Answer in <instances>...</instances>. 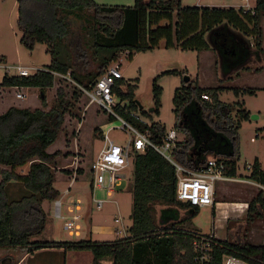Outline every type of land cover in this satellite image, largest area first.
Returning <instances> with one entry per match:
<instances>
[{
  "label": "trees",
  "instance_id": "16d2710c",
  "mask_svg": "<svg viewBox=\"0 0 264 264\" xmlns=\"http://www.w3.org/2000/svg\"><path fill=\"white\" fill-rule=\"evenodd\" d=\"M263 15L264 0H255L251 11L187 6L181 0H134L131 6L99 4L94 0H18L19 42L28 49L38 42L47 44L51 61L45 69L29 75L5 71L0 81L3 87L38 88L42 105L32 110L11 106L0 114V165L9 167L0 170V248H25L27 252L60 248L69 255L87 251L89 264H107L106 261L108 264H199L194 260V232L186 227L199 208L177 199L173 165L150 147L143 152H131L132 210L128 236L103 241L33 240L43 232L47 221L42 203L59 196L53 185V166L60 151L48 152L47 148L57 139L69 107L62 89L57 88L56 101L46 109L44 91L54 85L55 74H68L78 87L90 89L120 52L128 51L131 59L134 52L159 45L201 51L212 49L213 42L220 53L217 68L221 71V63L226 64L229 54L218 46L216 37L227 29L237 32L245 41L248 39L251 47L245 51L243 45L241 53L236 50L234 62L227 64L223 73L228 75L233 68H245L249 57L255 58L254 69L259 71L263 66L260 26ZM134 87L123 78L116 81L113 94L118 101L114 112L159 144L166 127L152 116L159 114L161 87L153 84V105L149 110L139 108ZM225 89L232 90L235 97L255 93L250 87H200L196 80L175 88L172 97L175 126L180 128L184 139L177 142L174 159L196 169L214 157L223 161L228 177H236L238 129L250 112L240 101L222 102L218 93ZM122 102L126 103L122 105ZM108 119L117 118L109 115ZM27 163L26 174L16 173L17 168ZM248 177L264 186V169L258 159H254ZM11 180L20 182L26 193L10 198L6 187ZM157 205L163 207L158 217L154 214ZM262 210L264 198L259 191L247 205V221L253 220L254 215L262 216ZM213 240L209 258L202 264H222L226 254L264 264V243L252 244L244 239L229 242L215 237ZM4 264H10V259Z\"/></svg>",
  "mask_w": 264,
  "mask_h": 264
},
{
  "label": "rangeland",
  "instance_id": "374dc122",
  "mask_svg": "<svg viewBox=\"0 0 264 264\" xmlns=\"http://www.w3.org/2000/svg\"><path fill=\"white\" fill-rule=\"evenodd\" d=\"M94 1L99 4L107 5L131 6L134 4V0ZM182 1L189 5L199 2L205 4H218L219 6L232 4L240 5L245 3L243 0H181V2ZM253 1L254 0H250V3L253 4ZM17 18L18 0H0V81L2 75L6 71V65H21L27 68L29 74H33L39 69H45L46 65L51 61L50 53L47 51V44L38 42L34 44L32 49H28L19 42L21 33L17 26ZM208 40H213L211 39V35ZM241 48L242 47L238 48V53H241L242 50L246 51L248 46L246 44L242 50ZM200 52L201 51L196 50L184 51L179 47L166 48L159 45L153 49L134 52L130 59L127 55L128 51H122L118 54L117 60L109 64V67L118 65L123 80L135 86V99L139 101L144 110H149L153 105V84L155 83L157 86L161 87L159 95V114L153 115V120L161 122L167 129H176L179 140L184 139V134L179 127L174 126L176 119L173 111L174 106L172 97L175 88L180 86L181 83H184L185 75L189 76V80H195V78L199 79L201 85H232L251 87L254 89L255 93H245L242 95L245 108L250 111V114L247 120L241 122L240 128L238 129V138L236 142L238 161L237 175L234 177L235 180L215 181L214 183V191L217 192L218 199L222 202L226 201L230 203L228 206L218 207L215 213H213L212 206L199 208L198 213L191 218L190 225H186V227L190 232L212 234L215 238L226 237L225 239L229 242H233L236 239L240 240L241 238L238 237L241 235L239 234L243 232L244 238H247L245 234L249 230V238L246 242L263 244L264 210H262V216L256 217L254 215V219L251 221H247L246 219V210L248 203L259 191L262 192V197L264 198V188L260 187L255 181L248 177L250 170L247 169V166H252L254 159H258L261 167L264 169V67L259 71L253 69L245 71L233 82L223 81L220 77L218 79L215 65L213 60L208 56V53ZM251 53L257 55L256 52ZM215 55L216 59L218 58L219 60L218 56H220V53L218 50ZM226 57L229 59H226V64H224L223 61L221 63L222 73L227 71L225 68L228 66L227 64L234 60L232 59L233 56ZM261 59L264 61V54H262ZM257 61L259 62L258 56ZM251 67L255 68L256 65L251 64ZM167 70H174V73H164ZM9 73L16 74V71L11 69ZM16 88L17 87L7 91L8 93L5 98L8 102H16L20 105L28 106L31 110L41 107L39 89ZM57 88L62 89L64 99L69 102V107L64 116L63 129L59 132L55 142L49 146L48 152H53L55 150H61L63 152L70 151L63 157H74L78 160L84 156L81 151V149H83L84 153L87 155L84 165L90 168L91 162L89 165L87 160L95 157L100 149L107 144V141L100 137L102 131H100L99 127L103 129L110 128L107 132L109 139L119 144H125L134 137V134L128 129L121 128L122 123L118 118L114 121H110L108 119L109 114L100 109L95 102H91L84 91L76 85L68 74L65 76L55 74L54 85L44 91L47 101L46 109L56 101ZM225 90L226 91L223 90L218 93L219 99L222 102L233 100L234 95L232 90ZM17 92L23 93L22 98L16 97ZM114 99L118 101L116 96H114ZM124 103L126 102H122L121 104L123 105ZM251 115L255 117L251 118ZM145 119L149 121L148 118ZM78 121H81L79 125L77 124ZM95 129L96 131L94 133ZM70 143L72 144L70 145ZM28 168L29 165L25 164L15 171L22 175L27 173ZM2 169H9V167L0 165V170ZM132 171L133 164L131 162L125 169L126 177L120 182V184L123 182L121 187H114L115 191L110 196L106 195L105 189L97 190L94 193L95 198L104 200V203L102 208L95 212L100 218L95 223L97 226L99 225L101 227H98L99 230L97 232L92 233V239H115L116 234L104 230V227L109 228L112 226L125 230L127 226L131 225ZM90 177L91 172L88 170L75 186L72 187L71 195L80 196L83 198L82 200L87 199L88 203L95 207L91 200L92 198L89 196ZM105 178L107 180V176H105ZM64 180L63 178H59L57 181V184L61 188L67 185ZM6 188L9 197L13 199L19 198L26 193L22 184L15 180H11ZM67 198L68 197L56 198L44 202V208L48 212L47 225H45L40 235L33 237V240L78 241L85 238L87 226L83 222V227L81 228V215L78 211H75L69 216L65 215V203L68 201ZM58 200L61 203L59 211L63 217L55 216L54 208ZM89 200L91 201L89 202ZM238 203L243 204V208H239ZM215 204L216 202H214V205ZM162 208V206H156L154 213L156 217H158ZM222 208L226 209L227 212H224ZM76 209L79 208L76 207ZM242 212L244 214L243 217L240 215ZM73 215H78L75 224L79 226V228L71 232L74 228L68 230L64 227V224L66 221L71 220ZM114 218H118L119 221L116 222ZM123 233L124 231L122 234ZM9 259L10 264H89L90 254L87 251H83L74 252L69 255V253H64L63 250L59 251L58 248H43L31 252H27L25 248H0V264L6 263ZM106 263L108 264L109 262L106 261Z\"/></svg>",
  "mask_w": 264,
  "mask_h": 264
},
{
  "label": "built area",
  "instance_id": "2783aa9c",
  "mask_svg": "<svg viewBox=\"0 0 264 264\" xmlns=\"http://www.w3.org/2000/svg\"><path fill=\"white\" fill-rule=\"evenodd\" d=\"M252 8H244V10L251 11ZM5 68L7 72L11 69L15 70L17 75H29L27 68L21 65H6ZM122 78L118 65L108 66L90 89L81 88L91 102H95L104 112L118 118L122 123L121 128H126L134 134V137L125 144L114 142L105 135L107 144L100 150L90 166L92 172L90 186L94 206L100 209L104 203V200L95 198L94 193L96 190L108 189V187L114 188L118 185L126 177L121 170L129 165L130 153L134 150L143 152L148 147L157 151L173 165L177 178L176 197L178 200L197 208L213 206L215 181L235 180L234 177H228L225 174L223 161L210 157L196 169L186 167L174 159V151L178 142L177 132L174 128L167 129L162 141L158 144L152 142L147 133L138 131L134 126L120 119L114 112V106L117 101L114 99L113 87L116 81ZM22 96V92H17V98H22ZM203 98L208 99L206 95H203ZM247 169L251 170V166H247ZM105 176H107V180ZM258 185L264 188V186ZM60 204V201L55 203V216L57 217H63L59 211ZM242 205L240 204L239 208H243ZM77 219L78 215H73L71 220L66 221L64 227L68 230L74 228L71 232L78 230L79 226L75 224ZM114 220L116 222L119 221L118 218ZM193 238V248L196 253L194 260L202 264L204 260L207 261L209 258L211 244L215 243L214 237L212 234L194 232ZM222 264L253 263L234 255L226 254L222 257Z\"/></svg>",
  "mask_w": 264,
  "mask_h": 264
},
{
  "label": "crops",
  "instance_id": "0c3cea01",
  "mask_svg": "<svg viewBox=\"0 0 264 264\" xmlns=\"http://www.w3.org/2000/svg\"><path fill=\"white\" fill-rule=\"evenodd\" d=\"M245 3L243 4H240V5H218V4H205V3H191L190 5L188 3H184L182 1V4L183 5H187V6H212V5H216L217 7H234V8H252L255 6V0L253 1V4L250 3V0H243ZM264 16V15H263ZM263 16L261 17V20H260V26L262 28V45L264 46V24H263ZM233 31V30H232ZM237 32H231V30H223L222 33H220V36H217V44L219 47H221L224 52L226 54H229V56H235V53H236V50H238V48L242 47L243 45H246V41L244 39H242L243 36H238L236 34ZM239 34V33H238ZM241 35V34H240ZM244 38V37H243ZM248 40V39H246ZM262 46V48H263ZM211 48L212 49H208V50H201L200 53L202 52H207L208 53V56L213 60V63L215 65V69H216V75L218 76V79L220 77L221 78H226V76H229L228 79H223V81H230V82H233L235 81V79H237L238 77H240V75L242 73H244L245 71H250L251 69L255 70L253 67H251V64L253 65H256V61H255V58L253 57H249V59L246 61V64H245V68H233V71H231L230 74H224L222 73L218 68H217V62L219 61L218 58L216 59V44L212 42V45H211ZM264 50V49H263ZM264 54V52H263ZM241 56V55H240ZM232 58V59H233ZM229 59V58H227ZM234 62V60H233ZM233 62H230L231 64ZM257 66V65H256ZM264 67V61H263V66L262 68ZM256 68V67H255ZM168 71V70H167ZM3 76V75H2ZM215 78V77H214ZM194 80V79H193ZM195 80L197 81L198 85L200 87H217V86H222V87H226V88H233V87H236V88H241V86H232V85H214V86H206V85H201V82L199 81V79L195 78ZM225 84V83H224ZM15 87L13 86H10V87H3V86H0V114L5 112L9 107L11 106H14V107H19V108H29L31 109L30 107L28 106H23V105H20L16 102H8V100L5 98V96L7 95V91H10L12 89H14ZM25 88H35V87H20V88H16V89H25ZM251 88V87H250ZM38 89V88H37ZM228 90V89H227ZM226 91V90H224ZM233 93V92H232ZM234 95V94H233ZM233 101H240L243 103V106L245 108V102L242 98V95H239L238 97H235L234 96V99L233 100H229V102H233ZM42 107V105H41ZM40 107V108H41ZM246 109V108H245ZM247 110V109H246ZM249 111V110H247ZM250 112V111H249ZM142 119L146 122H149L147 119H145L144 117H142ZM83 120V119H82ZM81 123V121H78L77 124L79 125ZM63 126V125H62ZM175 126V124H174ZM99 127V126H98ZM100 128V131H102L100 133V137L101 139L105 140V135H107L108 133V129H103L102 127H99ZM63 129V128H62ZM167 130V128H166ZM176 130V129H175ZM177 132V131H176ZM95 133V132H94ZM108 136V135H107ZM183 136V135H182ZM109 138V137H108ZM178 138V136H177ZM182 140V139H181ZM106 141V140H105ZM178 141H180L178 139ZM72 143H70L71 145ZM52 145V144H51ZM50 145V146H51ZM67 146V145H66ZM49 148V147H48ZM48 148H47V151H48ZM102 149V148H101ZM100 149V150H101ZM60 151V155L58 157H56L55 159V165L53 166V169H55V172H54V182H53V185L54 187L59 191V196L57 198H66L68 197V201H66L65 203V215L69 216L71 215L72 213H74L75 211H78V213L81 215V228L83 227V222L86 224V229H87V233L85 234V238L83 239H91L93 241H103V240H99V239H92L91 238V235L92 233L94 232H97L99 230V228L101 226H97L95 222L98 221V219H100L96 214L95 212L98 211V209L96 207H93L92 204L88 203V200L85 199V200H82L83 198H81L80 196H72L71 193V189L73 186H75V184L79 181V179L85 175L87 173V171L90 170V168H87L84 164L86 162V153H84V150L81 149V151L83 152V157H81L80 161L77 160V158H71V157H63L67 152H70V151ZM100 152V151H99ZM99 152L96 154L95 157L93 158H89L87 160V163L90 165V162L94 161L96 159V157L98 156ZM29 165V163H27ZM131 164V153H130V163L129 165ZM128 165V166H129ZM126 166L125 168H123L121 170V172L123 174H125V169L128 167ZM90 167V166H89ZM79 168V169H78ZM262 168V167H261ZM263 169V168H262ZM79 172V174H78ZM59 178H63L65 179L64 182H66V186L64 188H61L58 184H57V181ZM92 180V172H91V177H90V181ZM123 183V182H122ZM122 183L118 184L115 186V188H120ZM68 189V190H67ZM97 190H101V189H97ZM96 190V191H97ZM106 190V195L107 196H110L115 190L114 188L112 187H108V189H105ZM91 194H92V190H91V186H90V193H89V196L90 198L91 197ZM92 200V199H91ZM89 200V202L91 201ZM59 201V200H58ZM79 202V203H78ZM93 202V201H92ZM214 202H216V204L213 207V211L214 213L216 212V209H218V207L220 206H228L229 203L226 202V201H220V199H218L217 197V192L215 191L214 193ZM88 203V204H87ZM238 205H240L238 203ZM244 205H242L243 207ZM42 207L43 209L46 211L47 213V217H48V212L47 210L44 208V202L42 203ZM76 207H78L79 209H76ZM101 209V208H100ZM224 212H227L226 209L222 208ZM55 210V208H54ZM242 210V209H241ZM222 211V210H221ZM240 211V209H239ZM242 217H243V212L240 214ZM66 216V217H67ZM240 216V217H241ZM65 217V216H64ZM115 219V218H114ZM46 225H47V222H46ZM130 226V225H129ZM126 227V229H119L118 227H104V230H108V232H113L114 234H116V238L119 237H125V236H128V227ZM99 227V228H98ZM82 230V229H81ZM124 231V233L122 234V232ZM248 233H250V231L248 230L246 232L245 235H247V238H244V232L239 234L241 236H239L238 238H241V239H244L245 241L249 238L248 236ZM243 235V236H242ZM250 235V234H249ZM115 238V239H116ZM221 238V237H220ZM226 238V237H225ZM225 238H221V239H225ZM111 240H114V239H111ZM237 240V239H236ZM254 244V243H252ZM258 244H261V243H258ZM59 251H61L62 249L58 248Z\"/></svg>",
  "mask_w": 264,
  "mask_h": 264
},
{
  "label": "water",
  "instance_id": "95a60500",
  "mask_svg": "<svg viewBox=\"0 0 264 264\" xmlns=\"http://www.w3.org/2000/svg\"><path fill=\"white\" fill-rule=\"evenodd\" d=\"M208 39H209V37H208ZM210 44H211V42H210ZM246 44H247L248 47H251V43L249 42V40H246ZM188 81H189V76L188 75H185V77H184V83H187ZM138 104H139V108H142V105L139 103V101H138ZM254 117H255L254 115H251V118H254Z\"/></svg>",
  "mask_w": 264,
  "mask_h": 264
}]
</instances>
